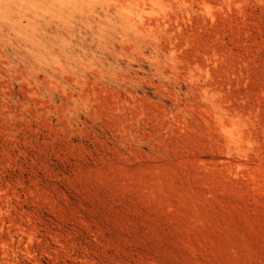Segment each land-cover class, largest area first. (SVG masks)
Segmentation results:
<instances>
[{"label":"rangeland","instance_id":"374dc122","mask_svg":"<svg viewBox=\"0 0 264 264\" xmlns=\"http://www.w3.org/2000/svg\"><path fill=\"white\" fill-rule=\"evenodd\" d=\"M0 264H264V0H0Z\"/></svg>","mask_w":264,"mask_h":264}]
</instances>
